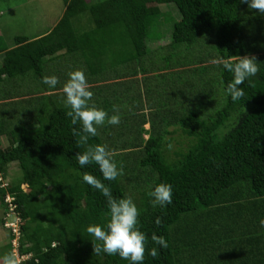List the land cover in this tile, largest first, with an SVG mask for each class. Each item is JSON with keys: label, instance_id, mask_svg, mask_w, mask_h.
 I'll return each instance as SVG.
<instances>
[{"label": "trees", "instance_id": "1", "mask_svg": "<svg viewBox=\"0 0 264 264\" xmlns=\"http://www.w3.org/2000/svg\"><path fill=\"white\" fill-rule=\"evenodd\" d=\"M167 3L180 13L168 46H176L177 52L194 47L187 60L192 67L170 66L191 74L198 68L215 69L212 85L202 76L184 75L179 81L180 75L171 77L179 70L164 73L173 67L150 58L146 38L163 13L161 4ZM14 40L11 47L0 41V136L7 141L0 145V176L11 162L18 164L21 176L5 187L0 183V202L7 212L4 197H13L20 219L18 252L30 256L19 264H130L119 255L93 254L86 229L106 226L109 217L106 198L83 181L85 173L109 186L115 198L131 196L137 205L146 249L159 253L153 258L146 251L143 264H264V229L259 226L264 218V15L240 0H64L63 13L50 30ZM209 44L202 54L206 60H199L198 49ZM59 55L70 56V72L95 74L110 67L116 73L124 65L127 75L149 68L161 72L166 86L170 83L175 110L167 113L164 107L160 115L148 104L154 113L146 114L118 104L120 124L105 123L89 140L106 146L123 168L115 181L104 180L98 165H79L75 156L85 148L75 144L69 109L57 101V94H45L61 86L42 83L44 76H52L47 57ZM245 55L256 57L260 71L240 85L244 99L233 102L225 94L224 104L215 108L233 74L214 61ZM148 84L135 88L136 99L145 91L149 102L148 95L157 93ZM106 101L93 99L90 104L109 117L117 114ZM170 125L179 126L191 142L186 150L176 149L169 162L163 146L176 133ZM161 183L172 185L173 203L154 208L148 192ZM7 229L10 252L13 233ZM153 233L165 238L167 249L151 240Z\"/></svg>", "mask_w": 264, "mask_h": 264}, {"label": "clouds", "instance_id": "2", "mask_svg": "<svg viewBox=\"0 0 264 264\" xmlns=\"http://www.w3.org/2000/svg\"><path fill=\"white\" fill-rule=\"evenodd\" d=\"M247 4L250 10H255L264 15V0H240ZM222 64L223 68L233 74V79L227 84L225 92L233 102L244 99L245 91L240 85L248 81L250 77L256 76L260 71L255 56H231L221 61H214ZM68 80L63 84L62 92L65 95L64 104L69 109L66 115L71 119L72 135L76 138L75 144L78 148H85V151L78 152L75 156L79 165L83 168L90 164L98 165L103 179L115 181L124 174L123 168L117 166L112 158V152L101 144L91 145L89 140L98 135V127L108 125L118 126L121 122L118 114L119 106H113V114L109 117L107 111L90 104L94 93L89 90V84L84 71L75 70L68 73ZM42 83L55 88L59 83L58 78L44 76ZM79 125V127H75ZM167 139V138H165ZM169 149L172 145H168ZM83 181L92 188L98 190L106 198L108 208V222L106 226L99 224L89 225L86 229L92 237L93 254L119 255L121 259L128 260L130 264H143L145 253L153 258L158 257L156 248L146 249L147 237L139 229L140 212L131 198H115L109 186L92 174L85 173ZM151 197L152 206L166 207L173 203V192L171 184H158L148 192ZM155 223L160 225L162 220L156 218ZM259 226L264 229V218L259 220ZM151 240L167 249L168 244L164 237L152 234ZM0 264H19L15 250L6 253L0 258Z\"/></svg>", "mask_w": 264, "mask_h": 264}, {"label": "rangeland", "instance_id": "3", "mask_svg": "<svg viewBox=\"0 0 264 264\" xmlns=\"http://www.w3.org/2000/svg\"><path fill=\"white\" fill-rule=\"evenodd\" d=\"M64 10V0H0V41H3L7 46H14L15 45V36L17 35H25L29 38H32L36 36L37 34H41L51 29L53 26V23L56 22L62 15ZM160 10L162 15H160V18H158V24L152 27V33L147 36L146 38V44L147 48L152 50L150 53V58L155 60L158 64H161L162 66L168 65L169 68L170 65H179V63L186 64L188 63V59L192 56V50L194 47H189L187 49L180 50L177 52V47L175 46H168L170 41V33L172 29V24L175 20L180 18V13L177 9V7L173 3H167V4H161ZM86 20L85 17L81 18V21L83 22ZM86 22V21H85ZM208 39H212L213 36H204ZM204 37H200L199 40L204 39ZM213 40V39H212ZM211 44H213L211 42ZM206 46L204 50L198 49V52L201 51V57L202 54H204L205 51L208 52L207 49L211 46ZM212 47V46H211ZM187 50V51H186ZM66 61L69 60V55H65ZM193 57V56H192ZM205 59V58H204ZM193 60V61H192ZM190 59L189 61L194 62L198 59ZM206 60V59H205ZM72 60L68 61L65 65L62 63L61 65L57 66L60 69L58 73H54L53 70L56 68V64L52 63L49 67V70L52 72V76L55 75L59 82H61V85H63L69 77H66L65 70L66 67L71 65ZM68 63L70 65H68ZM46 65V64H45ZM184 66V69H189L190 65H181ZM173 68H170L169 70H166L164 73H170L172 71H178L182 68H175L174 66H170ZM46 68V66H45ZM48 70V71H49ZM56 70V69H55ZM216 74L217 71L215 69H196L194 74H191L190 71L183 72L179 70L177 73H171V77H175L177 75H180L179 81H182L185 77L192 76L193 78H198L199 76H202L205 80L208 82L211 80V85L213 82H216ZM34 77V76H33ZM66 77V78H64ZM64 78V79H63ZM169 78V77H168ZM155 80V79H154ZM151 86V84H148V89H152L154 92H157L154 95H148L150 98L149 105H154L157 109L159 114L161 115V111H159L160 107H158V103L161 100V102L164 103L162 108L166 107L167 113H170L171 111L175 110V104H173V98L171 97L169 87L170 83H167V86L165 85L162 80L154 81ZM37 81V80H36ZM35 82H32L30 87L32 85L36 84ZM160 81V82H159ZM213 81V82H212ZM144 86V85H143ZM144 88V87H143ZM142 88V89H143ZM145 91H142L144 94ZM174 93V94H173ZM225 91L223 88L220 91L221 100L219 98H216V101H218V104L215 105V108H218L219 106L223 105L225 102ZM175 92H172V96L174 97ZM169 98V101L164 102L162 99L165 97ZM219 97V95H218ZM184 106H187L184 104ZM155 108V109H156ZM249 109L248 106L244 108V111H247ZM212 110V109H211ZM211 110L209 112L211 113ZM208 112V113H209ZM154 113V112H153ZM153 115V114H151ZM170 117V115H169ZM173 123L172 125H174ZM170 125L168 127L169 130H176V133L172 134L171 136H168L171 140L169 144L172 145V148L169 149L168 145L163 146V152L165 155V158L167 161L170 162V160L175 159V151L178 149V151L185 149L189 146V143L191 142V137L186 136L183 134L179 128V126H172ZM149 125H144V128H148ZM144 138H147V133L143 134ZM7 141L5 136H0V145L2 147L6 146ZM21 176V170L18 167V164L16 162H11L7 166V172L5 176H0V183L2 182L3 185H6L9 183H12L16 180H18ZM21 188L23 191H28V187L26 183L21 184ZM1 201V200H0ZM3 221L9 222L7 225L11 226L13 223H16L17 218L15 214H9L7 215L6 211L4 212V206L0 202V258H2L6 253L9 252V249H6V245L10 239L9 231L7 229V226H5ZM12 222V224H10ZM15 226V225H14ZM16 240V239H15ZM17 241V240H16ZM26 258V257H25Z\"/></svg>", "mask_w": 264, "mask_h": 264}, {"label": "crops", "instance_id": "4", "mask_svg": "<svg viewBox=\"0 0 264 264\" xmlns=\"http://www.w3.org/2000/svg\"><path fill=\"white\" fill-rule=\"evenodd\" d=\"M48 30H50V28ZM48 30H46L45 32H47ZM45 32L41 34H37L36 36H40L44 34ZM2 56H3V53L0 52V63L2 61ZM52 63L56 64V68H55L56 70L54 69L53 72L58 73L61 69L57 66L61 65L62 63L65 65L67 63L66 57L63 55L62 56L59 55L57 57L56 56L47 57L46 66L49 67ZM117 68H118V71L116 73H113L112 68L107 67L103 69L102 71H99L98 73H95V74L90 73V72H87V74H85L88 84H89V90L94 93L93 99L100 100L102 98H106L107 103L113 104V105L119 104L121 106V109H126L127 111L136 110L138 112L146 113V114H148L149 112H153L152 108L154 105L149 106V107H152L151 109L148 107L149 102H147V100L145 99V95L143 96V93L141 92L142 95H140V98L142 101L144 100L143 103H145V105H143L140 99L138 98L136 99V95L134 93H135V88H139L140 90H143L144 83L148 82L152 86L154 79H155L154 81L161 80L158 76L159 73L161 72L157 70H150L148 68L147 71L137 72L134 75H127L125 73L124 65L117 66ZM57 69H60V70H57ZM71 71H74V70L71 69ZM65 72H66L65 76L68 77V73L70 71L68 70L67 67H66ZM163 72H166V70ZM50 73L52 72L50 71ZM57 85L58 86L61 85V82H59ZM62 87L63 85H61L58 89L47 90L45 91V94L47 95L57 94L58 95V98L56 97L57 101H60L62 104H64V100L66 97L64 93L62 92ZM162 100L167 103V101H169V98L166 96ZM138 101H141V102L139 103ZM52 102H56V100ZM90 103H92V101H90ZM163 106H166V105H164V103L161 102L160 100L158 103V107H160L159 111L162 112ZM155 108L156 107L154 106V112L156 113L158 112V109L156 108L155 110ZM147 124L148 123H145L144 125H147Z\"/></svg>", "mask_w": 264, "mask_h": 264}, {"label": "built area", "instance_id": "5", "mask_svg": "<svg viewBox=\"0 0 264 264\" xmlns=\"http://www.w3.org/2000/svg\"><path fill=\"white\" fill-rule=\"evenodd\" d=\"M1 181V179H0ZM7 185V184H6ZM6 185H3L2 182H1V186L5 187ZM12 199L13 197H11L9 194H7L5 197H4V202L7 204V215L9 214H15L16 218H17V221L16 223H13L10 222V224H12L11 226L7 225L9 222L7 221H4V225L7 226V228H10L11 229V232L13 233V237L11 238V243H12V250L14 249L16 254H17V257L19 259V263L20 261L24 260L25 257H29L30 254H26V255H20L19 252H18V245H19V239H20V219L17 215V212L15 211V204L12 202ZM15 225V226H14ZM17 241H16V240Z\"/></svg>", "mask_w": 264, "mask_h": 264}]
</instances>
